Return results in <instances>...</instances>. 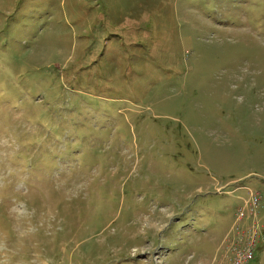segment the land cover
<instances>
[{
  "label": "rangeland",
  "instance_id": "obj_1",
  "mask_svg": "<svg viewBox=\"0 0 264 264\" xmlns=\"http://www.w3.org/2000/svg\"><path fill=\"white\" fill-rule=\"evenodd\" d=\"M260 193L264 0H0V264H264Z\"/></svg>",
  "mask_w": 264,
  "mask_h": 264
},
{
  "label": "built area",
  "instance_id": "obj_2",
  "mask_svg": "<svg viewBox=\"0 0 264 264\" xmlns=\"http://www.w3.org/2000/svg\"><path fill=\"white\" fill-rule=\"evenodd\" d=\"M260 195L264 196V193H260ZM261 196V197H262ZM245 201V200H244ZM243 201V203H244ZM248 204V202H245V207ZM243 205V204H242ZM244 212V207H240L238 209V216H242ZM254 247L252 244H249V247L243 246V248L239 249H232L231 251V258H232V263L231 264H249V262L254 258Z\"/></svg>",
  "mask_w": 264,
  "mask_h": 264
},
{
  "label": "trees",
  "instance_id": "obj_3",
  "mask_svg": "<svg viewBox=\"0 0 264 264\" xmlns=\"http://www.w3.org/2000/svg\"><path fill=\"white\" fill-rule=\"evenodd\" d=\"M255 258H253L250 262H249V264H251L252 263V261L254 260Z\"/></svg>",
  "mask_w": 264,
  "mask_h": 264
}]
</instances>
